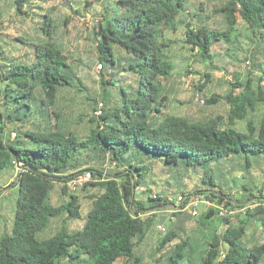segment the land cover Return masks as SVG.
Masks as SVG:
<instances>
[{
    "label": "trees",
    "instance_id": "16d2710c",
    "mask_svg": "<svg viewBox=\"0 0 264 264\" xmlns=\"http://www.w3.org/2000/svg\"><path fill=\"white\" fill-rule=\"evenodd\" d=\"M9 1L17 23L33 24L37 35L30 37L20 25L12 42L31 50L15 55L5 48L14 43L0 31V172L21 164L13 183V223L0 234V264H143L140 251L158 235L165 218L160 213L174 206L166 189L183 175L196 181V189L178 193L185 203L199 195L231 211L245 209V201L254 207L235 222L210 207L197 235L175 224L154 242L156 262L264 264V242L254 234V227L264 232V197L253 193L259 189L254 172L264 178V0H208L194 11L190 0H62L69 9L65 29L84 12L100 17L92 26L95 57L75 65L55 41L56 0ZM2 16L0 9V28ZM179 28L204 69L198 73L203 91L193 100L199 96L196 105L205 112L196 116L166 111L164 81L173 70L168 35ZM249 56L253 68L246 78L232 73L235 82L224 93L206 87L212 72L224 68L220 59L245 63ZM99 63L103 69L92 79L93 91L76 69L85 68L92 78ZM65 101L81 102L85 110L70 124L61 110ZM237 159L249 177L240 200L207 169ZM87 172L93 180L79 189L84 197L70 191L66 183ZM156 172L174 174L159 186L165 190L150 186L148 177ZM82 199L90 204L84 216ZM152 212L159 215L141 218ZM190 213L173 214L181 224ZM82 217L81 228H69ZM57 219L61 228L49 234Z\"/></svg>",
    "mask_w": 264,
    "mask_h": 264
},
{
    "label": "rangeland",
    "instance_id": "374dc122",
    "mask_svg": "<svg viewBox=\"0 0 264 264\" xmlns=\"http://www.w3.org/2000/svg\"><path fill=\"white\" fill-rule=\"evenodd\" d=\"M200 2H203L205 5L207 4L208 0H190V11L196 10V5H199ZM57 5L59 4V8L56 11V20L58 22V33L56 35V43L59 44L64 53L68 56L70 59L69 61L73 63L74 65L78 63L81 59L87 60L89 57L93 58L95 57L94 51H95V43L93 38L94 33V27L88 22V15L87 12H84V14H81L80 16H75L69 23L67 29L63 26L64 23V16L69 12L68 5L64 4L65 2L62 0H56L55 2ZM74 3V2H73ZM48 6V4H47ZM206 6V8H207ZM0 9L3 11L2 16V22L4 23V26L0 28V31H3L6 33V40L10 43H14L11 46H5L6 51L9 53H13L15 55H23L30 53V45L18 43L16 41L12 42L13 38L18 37V27L21 25L22 27L27 29V33L30 37H34L37 35L36 30L34 29V25L30 24V28L26 24H21L14 17V10L12 9L11 3L9 0H0ZM211 9V6L209 7V10ZM91 14V13H90ZM243 29V28H242ZM2 32V33H3ZM22 34V32H20ZM12 36H9V35ZM242 34H245V31L242 32ZM16 36V37H14ZM168 38L171 39V47L169 48V57L170 61L173 64V70L172 75L169 77L168 80L164 81V89L165 94L167 95V112H175L178 114H190L192 116L200 115L199 111L201 113L205 112V110H201L199 106L196 105V100H193L194 94L202 93L203 89L200 88V75L199 72H202L204 69L200 65H197L195 60L193 59L194 52H191L189 50V45H186L184 42V29L179 28L177 32H173L168 35ZM243 59V57H241ZM69 62V63H70ZM219 65L223 66L224 68L221 70H217L214 73L212 72L213 79L210 83L207 82V88H211L212 91H218L219 93H224L225 90L230 87L231 83L235 82L234 77L232 76V73H235L236 75H240L241 78H246L247 71L244 69V63H242L239 60H224L220 59L218 62ZM95 65L93 66L92 70L90 71L92 78H89L85 75V68L78 67L76 69L77 73L84 77L85 83L89 85V87L95 91L97 90L96 84L92 81V79L98 80L99 74L94 72ZM225 71V74L227 77L231 78L232 80H229L225 77H219L217 73ZM189 76H194L195 80L193 85L186 87L184 85L183 79ZM95 81V80H94ZM67 105V106H65ZM62 113L66 119V123L70 124L76 116H79L83 111H85L82 107L83 105L81 102L73 103V102H67L65 101L62 104ZM245 125L241 123L237 129L238 130H244ZM243 162V159H237L234 163H219L215 164V167L211 168L208 167L209 173L212 174L214 177L215 183L228 190V194L230 197H233L235 200H240L243 197V185H247L248 175L244 172L242 167L240 166L239 162ZM7 173L12 174V182L10 183V187L4 186L5 182L3 180L6 178ZM156 175H150L148 177V180L151 182V187L154 189H161L163 190V187H160L163 183L167 182L171 179L173 173L170 174H163L160 175L158 172H156ZM176 173V172H175ZM246 177V178H244ZM251 179V177H250ZM254 181L258 184L259 189L255 190L253 193L257 197H261L260 193L262 191V195L264 197V178L260 176L259 172H254L253 176ZM16 181V172L13 171L10 172L9 169L3 170L0 172V186H1V193H0V234L3 232L10 231L12 223H13V217L15 213V204H16V198L18 196V192L15 186H13V183ZM172 185L167 188L168 195L172 202L174 203V206L167 207V210L165 212H161L160 215H165L164 221L161 223L166 224L167 233L170 230H175L176 226L175 224H179L183 227L186 234H195L200 233L198 222L201 219L203 213H206L209 209V206L207 203H200L196 206L198 209V215L193 216L191 215L190 218L185 220L180 224L178 222V218L174 216L173 213H178L180 211H184L191 214L190 210L193 211V208H185L182 207L185 206L184 204L182 206H177L178 209L175 208V197L178 193H181V191H188L192 188V190L196 189L194 187L195 182L191 180V178L187 175L179 176V180L174 178L170 181ZM158 183V184H157ZM145 190V189H144ZM165 190V189H164ZM15 191V192H13ZM141 191V190H139ZM176 192L175 194L173 192ZM13 192V194H12ZM79 196L84 197V193L82 191H78ZM187 195V194H186ZM189 196H187L188 198ZM192 198H198L203 199L202 196L194 195ZM205 199V198H204ZM264 200V199H263ZM246 205L245 209L239 210L236 209V213L234 214L235 218L231 219L232 222H235L236 216L241 215L240 218H245V212L248 208H253L254 205L250 206V203L248 201H245L244 203ZM250 206V207H249ZM90 207L89 201L82 199V212L83 216L87 213L88 209ZM188 209V210H187ZM169 210L175 211L173 213L168 212ZM155 212H152L149 216L152 217L156 214L159 215V212L154 214ZM148 216V217H149ZM76 222H69L68 226L69 228H81L84 225V217L75 220ZM217 225L215 223L213 226ZM62 226V221L57 219L52 223V226L48 230L49 234H53L54 232L58 231ZM224 228V226H223ZM222 228V229H223ZM254 230H258V232L253 233L255 234V237H257L256 242H264V232L261 230V228L254 227ZM204 229V228H202ZM198 233V234H199ZM261 234H263V237L261 238ZM252 232H249V237H252ZM162 235L160 232H158V235L154 236V239L149 247H146L141 250V255L143 257V264H164L165 259L163 257L161 258L162 262H156V259L159 257V255H156L154 252V242L158 240V237H161ZM201 242H204V238H200ZM248 244L253 242L251 239H247ZM198 263L199 258H198ZM181 264H194L190 261L183 260Z\"/></svg>",
    "mask_w": 264,
    "mask_h": 264
},
{
    "label": "built area",
    "instance_id": "2783aa9c",
    "mask_svg": "<svg viewBox=\"0 0 264 264\" xmlns=\"http://www.w3.org/2000/svg\"><path fill=\"white\" fill-rule=\"evenodd\" d=\"M99 21H100V17L99 16H91V15L88 16V22H90V24L92 26H94ZM252 68H253L252 58H251V56H249L247 58V60L245 61V63H244V69L247 72H249V71H252ZM102 69H103V64L99 63V64H97L95 66L94 72L99 74L102 71ZM217 75L219 77H225V78H227L229 80H232L231 78L226 76L225 71H221V72L217 73ZM194 80H195L194 76L186 77V78L183 79L184 85L186 87H189V86L193 85ZM261 86L264 88V80L261 82ZM198 99H199V96L196 97V100H198ZM200 102H201V104H204V101H200ZM103 108H104V104L102 102H100L98 107H97V110H96V115L100 116L102 114V112H103ZM15 137H16V133L13 132L11 138L14 139ZM20 166H21V164L15 163L16 176H17V174L20 171ZM105 167L106 168L114 167V163L107 164V165H105ZM92 180L93 179H92L91 173L87 172V173H82V174L76 175L74 178L69 180L66 183V185H67V187L69 188L70 191L76 192L81 187H83L86 183H88V182H90ZM138 190L143 191V188L140 187ZM0 193H1V190H0ZM185 201H186L185 195L184 194H178L175 197V203H176L175 208L178 209L177 206H179L181 204L183 206L184 204H186L182 208L183 209L188 208V207L193 208L192 215L196 216V215H198V209L196 208V206L198 204H200V203H207L209 208L210 207H216L219 210L220 216L229 217L230 219H234L235 218L234 214L236 213V211L228 210V209H226L223 206H217L214 203H211L209 201L198 199V198H192V197L186 203H185ZM168 212L173 213L175 211L171 210V211H168ZM149 215L150 214H143V215H141V218H147ZM158 229H159L160 233H166V231H167L166 224L159 225Z\"/></svg>",
    "mask_w": 264,
    "mask_h": 264
},
{
    "label": "crops",
    "instance_id": "0c3cea01",
    "mask_svg": "<svg viewBox=\"0 0 264 264\" xmlns=\"http://www.w3.org/2000/svg\"><path fill=\"white\" fill-rule=\"evenodd\" d=\"M10 172L12 173V171H10ZM11 175L12 174L7 173L6 178L3 180V182H5L4 186H8L9 187L10 183L12 182ZM13 192H15V191H13ZM13 192H12V194H13ZM169 211H171V210H169ZM262 237H263V234H261V238ZM250 238H252V237H250Z\"/></svg>",
    "mask_w": 264,
    "mask_h": 264
}]
</instances>
